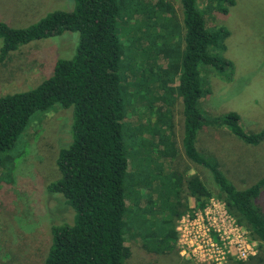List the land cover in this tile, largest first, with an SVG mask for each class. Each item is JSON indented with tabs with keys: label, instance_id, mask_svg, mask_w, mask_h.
Wrapping results in <instances>:
<instances>
[{
	"label": "rangeland",
	"instance_id": "1",
	"mask_svg": "<svg viewBox=\"0 0 264 264\" xmlns=\"http://www.w3.org/2000/svg\"><path fill=\"white\" fill-rule=\"evenodd\" d=\"M144 1L132 0L139 7ZM153 1L163 2V7H155L157 13L164 16L175 14L178 21L182 20L181 0ZM232 1V6L221 4V7L228 8L226 14L208 1L200 0L198 4L210 27H221L229 32L222 43L225 50L220 54L233 62L228 75L201 67L203 98L200 107L206 115L214 118L235 112L244 129L254 133L264 129V0ZM75 7L70 0H0V15L13 27L24 28L49 13L58 10L73 12ZM157 15L146 20L134 14L133 18H122L118 23L125 50L120 64L121 75L127 97L133 96L126 100L124 121L131 167L127 185L131 190L136 181L143 184L149 181L138 193L141 194L142 218L138 214L130 217L129 212L125 214L126 220L132 219L137 225H143L146 232L144 238L135 237L137 233L131 227L125 229L127 245L132 252L125 264H216L197 262L188 252L182 254L183 249L178 243V228L194 234V241L201 240L205 228L213 229L206 213L189 197L186 182L194 178L214 190L216 188L211 173L192 163L185 155L182 145L183 105L176 93L171 92L176 81L169 80L166 69L159 62L161 45L158 36L165 25L163 16ZM78 44V33L65 32L60 37L22 46L0 63V95L36 88L47 79L58 59L69 60L75 56ZM2 45L0 39V48ZM52 111L54 117L57 111L61 112L56 117L58 120L46 122L51 112L34 115L19 138L22 153L17 147L4 156L0 168V264H43L51 241L52 225L72 222L74 218L71 207H61L62 196L56 195L54 199L46 196V185L55 175L52 165L60 144L69 143L63 135L68 113L71 112L73 117L72 108L56 105ZM159 117L171 121L167 133L162 131L159 134L160 138H166L167 148L163 150L167 149L166 155H160L159 139L154 138L158 128L153 123ZM171 144L174 145V157ZM197 147L202 153L215 156L225 176L242 189L264 177V140L257 145H247L226 127L205 126L198 134ZM141 164L147 168L139 169ZM173 174L181 177L172 178ZM163 178L164 188L160 186ZM214 200L216 205L223 207L221 199L215 197ZM178 202L182 204L179 211L182 215L177 220ZM255 204L264 213V190ZM213 211V207L207 209L209 213ZM228 215L247 238L252 250L244 258L230 256L218 264H264V250L259 249V243L234 215L230 212ZM175 224L177 242L174 251L154 253L152 249H156L162 237L170 236Z\"/></svg>",
	"mask_w": 264,
	"mask_h": 264
},
{
	"label": "trees",
	"instance_id": "2",
	"mask_svg": "<svg viewBox=\"0 0 264 264\" xmlns=\"http://www.w3.org/2000/svg\"><path fill=\"white\" fill-rule=\"evenodd\" d=\"M70 1L76 5L73 12L54 11L24 28L13 27L0 15V39L3 41L0 63L32 42L60 37L65 32L79 34L75 56L69 60L58 59L50 75L39 86L0 95V168L5 154L17 147L22 153L19 138L34 115L51 112L46 122L55 121L61 114L57 111L53 116L56 105L73 109V117L71 112L68 113V121L63 125L66 127L63 135L69 143H59L52 165L55 175H51L54 176L46 185V196L47 199L62 196L61 207H71L74 218L72 222L52 225L43 264H125L132 254L125 229L131 227L137 233L135 237L146 235L143 225L125 219L128 212L129 217L138 214L142 218L141 194L138 193L149 182L136 181L131 190L127 185L131 169L124 138L128 97L121 75L120 64L125 50L118 23L122 18H133L134 14L146 20L151 15L163 16L164 33L162 31L158 36L161 45L159 62L166 69L169 80L176 81L171 92L182 101L183 149L186 157L207 169L214 181L216 190L201 180L190 178L186 182L189 197L201 210H205L215 197L221 199L227 211L250 231L263 251L264 213L255 201L264 190V177L242 189L225 176L215 156L206 155L197 147L198 134L205 126L226 127L247 145H257L264 140V129L254 133L246 131L237 113L214 118L200 107L203 98L201 67L224 75L230 74L228 71L232 69L233 62L220 54L225 50L222 43L229 32L221 27H210L206 15L198 7L200 0H181V21L175 14L164 16L154 11L155 7H163L162 1L145 0L140 7L132 0ZM203 1L215 4L223 14L228 13L226 4H234L232 0ZM163 120L164 117H159L153 123L158 128L154 138L159 139L160 155L167 154V149L163 151L167 141L159 134L167 133L171 124V121ZM174 152L172 148V157ZM145 164L138 165L139 169L145 170ZM175 177L181 176L173 174L172 178ZM163 180L162 188L165 186ZM178 195L181 196L180 191ZM181 208L182 204L178 202L177 220L182 215ZM161 239L156 249H148L156 254L173 252L177 242L176 224L170 236Z\"/></svg>",
	"mask_w": 264,
	"mask_h": 264
},
{
	"label": "built area",
	"instance_id": "3",
	"mask_svg": "<svg viewBox=\"0 0 264 264\" xmlns=\"http://www.w3.org/2000/svg\"><path fill=\"white\" fill-rule=\"evenodd\" d=\"M214 201L212 199L209 206L203 210L206 213V218L212 222L213 229L209 226L210 229L205 228L200 241H194V234L191 232L187 233L182 228H178V243L179 247L181 246L183 249L182 254L188 252L187 254L197 262L216 264L230 256L244 258L247 254L250 255L252 247L238 225L228 215L225 204L221 207L218 204L216 205ZM210 207H213L214 211L209 213L207 209ZM211 236L214 238L212 239Z\"/></svg>",
	"mask_w": 264,
	"mask_h": 264
}]
</instances>
